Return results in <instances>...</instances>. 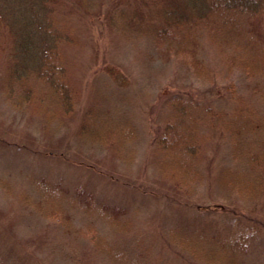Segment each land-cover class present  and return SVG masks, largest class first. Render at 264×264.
Segmentation results:
<instances>
[{
	"label": "rangeland",
	"instance_id": "obj_1",
	"mask_svg": "<svg viewBox=\"0 0 264 264\" xmlns=\"http://www.w3.org/2000/svg\"><path fill=\"white\" fill-rule=\"evenodd\" d=\"M153 3L89 0V10L66 8L76 35L66 58L78 92L69 117L48 122L33 108H14L4 94L0 65V264H208L169 240L171 231L188 235L195 229L239 236L245 244H238V264H264V184L249 198L229 187L242 177L261 176L251 164L262 152L264 101L255 81L229 64L226 45L206 33L200 36L201 57L215 84L197 79L179 58L165 61L144 27L130 26V19L125 26L116 22V10L146 14L157 7ZM172 96L197 100L205 121L196 136L195 183L182 188L159 171L155 145L156 134L173 115L167 105ZM91 108L135 128L136 137L124 150L130 158L79 137ZM243 115L249 118L246 130L233 125ZM34 178L65 188L61 202L72 218L71 232L26 201L25 196H39ZM81 195L95 207L81 205ZM103 205L122 210V226L109 225ZM89 227L122 257L112 261L77 233Z\"/></svg>",
	"mask_w": 264,
	"mask_h": 264
},
{
	"label": "trees",
	"instance_id": "obj_2",
	"mask_svg": "<svg viewBox=\"0 0 264 264\" xmlns=\"http://www.w3.org/2000/svg\"><path fill=\"white\" fill-rule=\"evenodd\" d=\"M153 1L157 7L150 8L146 14L139 9L116 10V22L125 26L123 21L130 19V26L144 27L151 32L154 47L165 61L179 58L187 63L197 79L215 84V74L201 57L200 36L206 33L212 41L226 45L231 53L229 64L255 81L254 89L264 101V0ZM67 7L90 9L89 0H0L4 94L14 108H33L34 113L44 115L48 122L72 115L78 100L66 58V48L76 42L75 29L66 20ZM143 20L144 26L140 24ZM167 105L173 109V115L156 134L158 168L162 175L182 188L193 185L197 177L200 145L196 136L199 125L205 123L199 114L203 106L197 100L182 96H172ZM205 109L210 112L212 108ZM247 119L243 115L233 125L246 130ZM79 137L111 147L117 155L130 158L132 153L125 155L124 150L126 144L134 141L136 131L127 121L112 118L108 111L91 108L83 118ZM251 165L259 168V181L243 177L238 181L239 176H234L238 182L229 186L241 198H249L264 184V141L262 152L252 159ZM34 185L39 196L36 199L25 196L26 201L71 232L72 218L61 202L66 197L65 188L50 184L45 178H34ZM79 202L85 208L94 206L90 198L82 195ZM101 209L110 226L123 225L119 207L103 205ZM94 229H79L77 233H83L112 261L120 259L122 253L113 249ZM192 232L181 235L179 231H171L169 240L208 264H238V244H245L239 236L207 234L199 229Z\"/></svg>",
	"mask_w": 264,
	"mask_h": 264
}]
</instances>
